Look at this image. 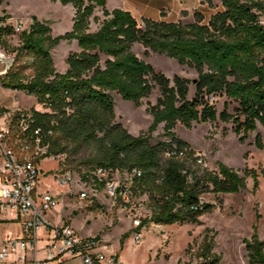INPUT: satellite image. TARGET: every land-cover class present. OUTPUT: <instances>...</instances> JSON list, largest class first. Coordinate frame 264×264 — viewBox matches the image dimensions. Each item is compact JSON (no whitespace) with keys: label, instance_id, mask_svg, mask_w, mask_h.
<instances>
[{"label":"trees","instance_id":"trees-1","mask_svg":"<svg viewBox=\"0 0 264 264\" xmlns=\"http://www.w3.org/2000/svg\"><path fill=\"white\" fill-rule=\"evenodd\" d=\"M6 1L0 0V5ZM51 1L74 9L72 30L65 35L53 38L50 27L33 18L13 47L9 38L15 30L6 24L8 16L0 17V48L15 54L13 67L0 83L4 89L34 97L48 111L29 110L33 129L40 128L45 135V158L66 155L67 163L75 158L83 181L98 168L121 175L140 171L132 193L136 198L147 195L151 209L141 227L199 225L200 218L215 209L202 202L203 194H237L246 188L248 177L257 189L254 171L246 170L241 176L222 163L216 164L217 172L202 169L200 159L174 130L178 125L190 129L194 123L232 121L242 142L258 125L264 129V6L260 0H221L223 11L207 22L196 13L191 24L151 19L140 23L129 12L108 11L106 0ZM97 9L104 19L97 31L90 32ZM72 41L79 52L68 56L65 73H57L51 51ZM135 45L193 68L197 73L194 97L188 99L190 80L176 76L171 81L156 72L133 52ZM26 70L31 71L30 77ZM155 89L160 96L147 109L152 118L147 133L133 136L115 123L112 93L140 107ZM215 97L235 102V114H218L211 101ZM160 125L168 141L153 145ZM255 146L264 150L260 135ZM208 232L199 246L200 264H218ZM243 244L249 264H264V241L255 228Z\"/></svg>","mask_w":264,"mask_h":264},{"label":"rangeland","instance_id":"rangeland-1","mask_svg":"<svg viewBox=\"0 0 264 264\" xmlns=\"http://www.w3.org/2000/svg\"><path fill=\"white\" fill-rule=\"evenodd\" d=\"M111 1V0H109ZM193 6L185 7L175 16L174 22L191 24L195 22V14H202L205 22L213 15L223 11L221 0H187ZM264 6V0H260ZM187 3V4H188ZM8 16L6 24L13 26L15 34L11 36L10 44L13 47L19 44V34L28 30L33 18L48 25L53 38L65 35L72 30L74 9L72 6H62L51 0H7L0 5V17ZM99 19L98 23L94 18ZM104 19L102 12L97 9L91 18L90 32L99 28V22ZM141 23V20H139ZM1 49V48H0ZM7 55L14 53L1 49ZM79 52L77 43L63 42L51 51L54 67L57 73L63 74L67 70L66 59L72 53ZM133 52L143 61L149 63L156 72L165 75L171 81L179 76L191 81L188 99L195 95L196 71L186 65H180L175 60L163 55L146 52L141 46L135 45ZM25 75L30 77L31 71ZM114 100L115 123L120 124L129 134L139 136L147 133L152 118L147 113L151 105H155L160 94L155 89L152 94L142 101L140 107L123 101L115 93L111 94ZM16 99L4 98L3 103L13 104ZM218 114L226 111L235 114L237 104L226 97H215L211 100ZM19 104L27 110L48 112L36 99L19 95ZM163 125H160L153 134L151 144L168 141L163 136ZM176 136L186 142L200 160L202 169L217 172V163L235 170L241 176L246 170L256 174L257 189H254V179H246V188L237 194L205 193L201 200L205 204L215 206V209L200 218V224H172L155 225L148 223L140 230L142 244L136 246L133 242V219L135 216L149 218L151 209L149 197L142 195L136 198L135 206L125 208L120 202H113L104 187L93 186L82 181L75 167V158L67 163L66 155L51 156L43 159L39 166L38 195L51 194L61 197L62 203L54 212L53 220L62 218L71 224L81 237L97 238L101 245L107 247V255H117L121 264H200L199 246L204 232L214 239L212 254L218 257V264H249L247 252L243 244L256 229L261 240L264 241V150L255 146V138L260 135L264 144V129L258 125L255 132L249 133L244 141L234 133L232 121L228 123L216 120L213 123H194L190 129L178 125L174 130ZM85 158L86 154H82ZM70 171L75 175V183L69 187L59 181L61 173ZM87 194L80 199V194ZM136 209H133L135 208ZM18 225H6L2 228L3 236L18 237ZM39 237L44 239V234ZM39 258H44L45 243L39 242ZM11 258L6 262L9 264ZM49 264H56L51 262Z\"/></svg>","mask_w":264,"mask_h":264},{"label":"built area","instance_id":"built-area-1","mask_svg":"<svg viewBox=\"0 0 264 264\" xmlns=\"http://www.w3.org/2000/svg\"><path fill=\"white\" fill-rule=\"evenodd\" d=\"M0 62L6 73L14 65V57L0 49ZM0 121V264H6L9 258V264H121L116 255L105 253L107 247L97 238L81 237L62 218L53 220L61 197L37 194L39 166L47 158L45 135L40 128L33 129V114L21 108L0 111ZM140 177L141 172L136 169L121 175L98 168L84 182L104 187L111 201L132 208L136 205L132 193L134 179ZM59 181L71 187L75 175L70 171L61 173ZM86 197V193L80 194V199ZM145 219H133L136 246L142 244L140 230ZM6 225H18L19 236H3L1 230ZM40 233L44 239L39 237ZM39 242L45 243L44 258L38 256Z\"/></svg>","mask_w":264,"mask_h":264},{"label":"crops","instance_id":"crops-1","mask_svg":"<svg viewBox=\"0 0 264 264\" xmlns=\"http://www.w3.org/2000/svg\"><path fill=\"white\" fill-rule=\"evenodd\" d=\"M187 0H106V9L108 11H113L115 9H120L131 13V15L139 22L142 19H151L154 21L163 22H174L175 16H170L169 12H173L177 15V19L180 12L185 9V7L193 6L191 2L187 4ZM5 75L4 65L0 62V78ZM23 94L28 97L23 92L12 91L4 89L0 83V109L4 110H15V109H26L19 104V95ZM16 99L11 105L3 103L4 98ZM30 98L31 97L29 96ZM27 110V109H26ZM2 122L0 121V124ZM20 233V229H19ZM116 255V254H115ZM117 256V255H116Z\"/></svg>","mask_w":264,"mask_h":264}]
</instances>
